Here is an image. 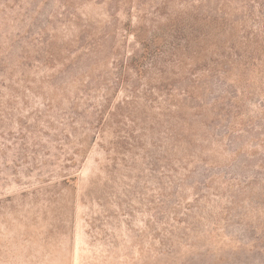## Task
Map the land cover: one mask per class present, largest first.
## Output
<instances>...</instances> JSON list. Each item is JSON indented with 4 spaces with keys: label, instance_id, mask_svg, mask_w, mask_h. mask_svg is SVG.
<instances>
[{
    "label": "rangeland",
    "instance_id": "obj_1",
    "mask_svg": "<svg viewBox=\"0 0 264 264\" xmlns=\"http://www.w3.org/2000/svg\"><path fill=\"white\" fill-rule=\"evenodd\" d=\"M0 264H264V0H0Z\"/></svg>",
    "mask_w": 264,
    "mask_h": 264
}]
</instances>
